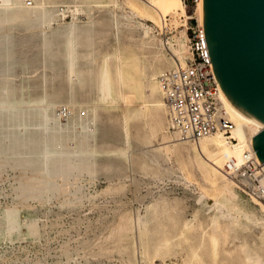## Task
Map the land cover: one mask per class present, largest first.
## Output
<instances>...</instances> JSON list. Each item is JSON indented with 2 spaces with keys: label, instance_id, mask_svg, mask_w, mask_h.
I'll list each match as a JSON object with an SVG mask.
<instances>
[{
  "label": "rangeland",
  "instance_id": "1",
  "mask_svg": "<svg viewBox=\"0 0 264 264\" xmlns=\"http://www.w3.org/2000/svg\"><path fill=\"white\" fill-rule=\"evenodd\" d=\"M149 1L0 6V264H264L262 206L181 139L168 107L151 105L165 104L159 76L174 68L184 28ZM120 60L135 104L127 123L121 106H98L107 68L121 101Z\"/></svg>",
  "mask_w": 264,
  "mask_h": 264
},
{
  "label": "built area",
  "instance_id": "2",
  "mask_svg": "<svg viewBox=\"0 0 264 264\" xmlns=\"http://www.w3.org/2000/svg\"><path fill=\"white\" fill-rule=\"evenodd\" d=\"M182 2L191 17L185 27L191 58L186 66H176L159 76L171 125L183 141L199 143L206 137L222 135L235 149V124L223 104L222 90L211 67L204 24L198 16L203 0ZM224 172L248 196L264 203V163L253 148L241 147L238 155L226 153Z\"/></svg>",
  "mask_w": 264,
  "mask_h": 264
},
{
  "label": "water",
  "instance_id": "3",
  "mask_svg": "<svg viewBox=\"0 0 264 264\" xmlns=\"http://www.w3.org/2000/svg\"><path fill=\"white\" fill-rule=\"evenodd\" d=\"M212 70L227 99L264 128V0H203ZM264 163V130L253 139Z\"/></svg>",
  "mask_w": 264,
  "mask_h": 264
},
{
  "label": "bare ground",
  "instance_id": "4",
  "mask_svg": "<svg viewBox=\"0 0 264 264\" xmlns=\"http://www.w3.org/2000/svg\"><path fill=\"white\" fill-rule=\"evenodd\" d=\"M149 4H150V6L152 7V8H154V10L160 15V18H162L163 20H165L166 18H168V17H170L173 21H174V26H176L177 28L179 27V25H181V27H183L184 29H183V31L181 32V38L183 39V43H182V45H181V49L179 50V51H177V54H176V63L174 64V67H176V66H186L187 65V63H188V61H189V59L191 58V53H190V50H189V46H188V36H187V33H186V24H187V20H189V19H191V17L189 16V14L187 13V11H186V9H185V6H184V4H183V2H182V0H150L149 1ZM11 6V7H13L14 6V3H12V0L11 1H4V0H2L1 1V3H0V6ZM27 5V4H26ZM25 8H26V11H27V8H28V5L27 6H24ZM31 7V6H30ZM7 8V7H6ZM17 8V7H16ZM137 8V7H136ZM10 9V8H9ZM8 9V10H9ZM22 9V8H21ZM3 10V9H2ZM7 10V9H6ZM141 9H137V11H139L140 12V14L143 16L144 15V13H146L145 11L143 12V11H140ZM23 11V10H22ZM1 12V11H0ZM3 12V11H2ZM4 12H6V11H4ZM24 12V11H23ZM138 12V13H139ZM155 12V13H156ZM12 13V12H11ZM137 13V12H136ZM10 14V13H9ZM147 14V13H146ZM3 15H4V13H3ZM149 15V14H148ZM0 16H1V14H0ZM157 16V15H156ZM198 16H199V19H200V21H201V23H203L204 24V8H203V3H201L200 5H199V7H198ZM145 16H143V18H144ZM149 17V16H148ZM147 17V18H148ZM153 17V16H152ZM6 18H8V17H6ZM179 18H180V20H179ZM11 19V18H10ZM149 19V18H148ZM158 19V18H157ZM9 20V19H8ZM151 20V19H150ZM149 20V21H150ZM153 20V19H152ZM4 21H5V19H4ZM159 21V20H158ZM163 22V21H162ZM12 23V22H11ZM158 23V22H157ZM11 25V24H10ZM17 25V24H16ZM159 25V24H158ZM161 25V24H160ZM14 26H12V28H13ZM8 28H10L9 26H8ZM71 28V27H70ZM74 28V27H73ZM11 29V28H10ZM7 30H9V29H7ZM12 30V29H11ZM11 30H9V31H11ZM76 30V29H75ZM2 31V30H1ZM6 31V30H5ZM70 31H72L71 29H70ZM4 33V32H3ZM12 33H13V31H12ZM72 33V32H71ZM1 35V34H0ZM5 34H3L2 36H4ZM7 35H9L8 33H7ZM73 35V34H72ZM14 36H16L15 35V33H14ZM14 36H12V37H14ZM8 37H11V36H8ZM11 37V38H12ZM74 37H76V36H74ZM73 37V38H74ZM21 38V37H20ZM1 39V38H0ZM2 39H4V38H2ZM7 39V38H6ZM30 39H32V36H31V38ZM23 40H28V39H23ZM23 40L21 41V42H23ZM34 40V38L32 39V41ZM69 40V39H68ZM1 41V40H0ZM8 41V40H7ZM6 41V42H7ZM11 41V40H10ZM18 41H20V40H18ZM17 41V42H18ZM51 41V40H50ZM6 42H2V43H6ZM24 42H28V41H24ZM1 43V44H2ZM16 43V42H15ZM20 43V42H19ZM31 43V42H30ZM0 44V45H1ZM11 44H13V43H11ZM27 44V43H26ZM32 44V43H31ZM48 44H49V42H48ZM51 44V43H50ZM68 44V43H67ZM4 46L6 45V44H3ZM15 45V44H14ZM2 46V45H1ZM4 46H2V47H4ZM12 46V45H11ZM21 46V45H20ZM20 46H17L18 47V50H19V47ZM69 46V45H68ZM2 47H0V48H2ZM13 47V46H12ZM15 48V50H16V46H14ZM24 47V46H23ZM23 47H22V50H23ZM70 47V46H69ZM74 47V46H73ZM21 48V47H20ZM8 49V48H7ZM13 49V48H12ZM71 49V48H70ZM2 49H0V52H2L1 51ZM11 50V49H10ZM18 50H17V52H18ZM54 50V49H53ZM12 51V50H11ZM11 51H9L10 53H12ZM19 51H21V50H19ZM48 51V50H47ZM47 51H46V53H47ZM74 51V50H73ZM5 53H7L6 52V50L4 51ZM16 52V51H15ZM23 52V51H22ZM49 52V51H48ZM53 52V51H52ZM4 53V54H5ZM8 54V53H7ZM17 54H19V53H16L15 54V56L14 57H16V55ZM22 54V53H21ZM50 54H52V53H50ZM54 54V53H53ZM69 54V53H68ZM2 55V54H1ZM73 55H74V52H73ZM73 55H71L70 57H71V59H72V62H70V63H72V72H73V66H74V60H73ZM6 56V55H5ZM18 56V55H17ZM23 56V55H22ZM44 56V55H43ZM53 56V55H52ZM56 56V55H55ZM8 57V56H7ZM11 57V56H10ZM46 57V56H45ZM2 58V57H1ZM4 58V57H3ZM18 58V57H17ZM20 58V57H19ZM23 58V57H22ZM48 58V57H47ZM68 58V57H67ZM75 58V57H74ZM70 59V60H71ZM23 60V59H22ZM48 60H49V58H48ZM16 59H15V63H16ZM18 61H21V59L20 60H18ZM45 61V60H44ZM11 62H13L12 60H11ZM46 63H48L47 61H45ZM50 62H52V60L50 61ZM54 62V61H53ZM1 63H3L2 61H1ZM0 63V64H1ZM4 63H5V61H4ZM18 63V66L20 65L19 64V62H17ZM23 63V62H22ZM7 64V63H6ZM9 64V63H8ZM14 64V63H13ZM49 64V63H48ZM47 64V65H48ZM53 65V64H52ZM1 66V65H0ZM4 66V65H3ZM13 66V65H12ZM44 66H46L45 64H44ZM14 67V66H13ZM13 67H11V68H13ZM48 67V66H47ZM107 67V66H106ZM1 68V67H0ZM18 68V67H17ZM7 69H8V66H7ZM19 69V68H18ZM17 69V70H18ZM48 69V68H47ZM1 70H3V69H0V71ZM10 70V69H9ZM12 70V69H11ZM8 71V70H7ZM105 72H104V90H103V96H104V98H105V103L106 104H103V105H98V106H100V107H107V106H116V107H118V106H121L122 108H123V120H124V122L125 123H127V114H128V109L130 108V107H133V106H135V104H132V103H130L129 101H128V96H127V92H126V90H125V79H124V69H123V65L121 64V60L119 61V66H118V79H119V84H120V88H121V91H120V96H121V101H120V103H117L116 101H114L113 100V81H112V77H111V72L109 71V68H107L106 70H104ZM15 72V71H14ZM9 73V72H8ZM7 73V74H8ZM13 73V72H12ZM11 74V73H10ZM6 75V74H5ZM2 76H4V75H2ZM13 76V75H12ZM11 76V77H12ZM16 76V75H15ZM14 76V77H15ZM1 77V76H0ZM8 77V76H7ZM10 77V76H9ZM10 77V78H11ZM2 78V77H1ZM4 78V77H3ZM13 78V77H12ZM9 83V82H8ZM2 84V83H1ZM11 85V84H10ZM158 85H159V89H160V91H161V93H162V95H163V97H164V94H163V91H162V89H161V86H160V84H159V82H158ZM13 86V85H12ZM11 86V87H12ZM15 87V86H14ZM15 89H17V87L15 88ZM15 94V93H14ZM17 94V93H16ZM18 94H20V93H18ZM11 95H12V92H11ZM18 96V95H17ZM16 96V97H17ZM10 97V96H9ZM22 97V96H21ZM13 100L15 99V103H16V98H15V95H14V98L13 97H11ZM18 98V97H17ZM12 99H11V101H12ZM19 99V98H18ZM21 100H23L22 98H21ZM20 100V101H21ZM18 101V100H17ZM222 101H223V104H224V106L226 107V110L228 111V114H229V117H230V119H231V121L235 124V129H234V131H233V136H234V138L238 141V145H236V148L235 149H232L231 147H229V144L227 143V141L224 139V137L222 136V135H215V136H211V137H206V138H204V139H202L199 143H197L196 145H198V151L200 152V155H202L205 159H206V161H208V163L217 171V172H219L220 171V173L222 174L223 173V175L225 176V177H227V178H229V179H231L225 172H224V156H225V154L226 153H234V154H239L240 152H241V147H250L251 149L253 148V139L256 137V136H258V134H260V132H262L263 130H264V128H262V129H259L258 127H256L254 124H252L228 99H227V97L225 96V94H224V92H223V90H222ZM46 102L48 103V101L46 100ZM35 104H37V103H35ZM34 104V105H35ZM49 104H51V103H49ZM38 105H39V103H38ZM44 105V104H43ZM152 106H154V107H160V106H166L167 107V105H166V102H165V104H162V103H153V104H151ZM34 107H36V106H34ZM33 107V108H34ZM49 107H50V105H49ZM48 106H46L45 108L46 109H48L49 108ZM10 108H12V107H10ZM30 108V107H29ZM41 108V107H40ZM52 108H53V106H52ZM13 109V108H12ZM16 109V108H15ZM31 110H32V108H30ZM36 109V108H35ZM4 111V110H3ZM8 112H10V111H8ZM18 112V111H17ZM42 112V111H41ZM12 113V112H11ZM50 113V112H49ZM53 113V111H51V114ZM17 114V113H16ZM5 115V114H4ZM11 115V114H10ZM18 115H19V113H18ZM41 115H42V113H41ZM48 115V114H47ZM1 116H2V112H1ZM7 116V115H6ZM43 116V115H42ZM10 117V116H9ZM8 117V118H9ZM17 117V116H16ZM49 117V116H48ZM5 118V117H4ZM14 118V117H13ZM52 118V117H51ZM103 120V119H102ZM100 122H101V120H100ZM103 122V121H102ZM54 123V122H53ZM103 124H105V122L103 123ZM107 125V124H106ZM43 126H44V123H43ZM55 126V125H54ZM61 126V125H60ZM98 126H100V125H98ZM104 125H102V127H103ZM57 127V126H56ZM105 127V126H104ZM108 127V126H107ZM107 127H105V128H107ZM111 127V129H112V126H110ZM110 127H108V129L110 128ZM48 129V128H47ZM100 130H101V128H99ZM98 129V130H99ZM107 129V130H108ZM127 129H128V127L126 126L125 127V131H126V144H129V135H128V132H127ZM55 130V129H54ZM99 130V131H100ZM103 130H104V128H103ZM44 131V130H43ZM102 131V130H101ZM112 131V130H111ZM47 132V131H46ZM49 132V131H48ZM52 132H53V130H52ZM107 132V131H106ZM113 132V131H112ZM99 133V132H98ZM97 133V134H98ZM105 133V132H104ZM111 133V132H110ZM115 133V132H114ZM111 134H113V133H111ZM30 135V134H29ZM44 135V134H43ZM101 135H103V133L101 134ZM106 135V134H105ZM104 135V136H105ZM1 136H3V135H1ZM44 136H47V135H44ZM95 136H96V134H95ZM99 137V136H98ZM12 138V137H11ZM7 139H8V137H7ZM3 140V141H8V140ZM10 139V138H9ZM13 139H15V137H13L12 139H10V140H13ZM99 139V138H98ZM2 140V139H1ZM16 140H17V138H16ZM18 140L20 141V139L18 138ZM17 140V141H18ZM50 140V139H49ZM102 140V139H101ZM2 141V142H3ZM15 140H13V141H11V142H14ZM23 141V140H22ZM21 141V142H22ZM25 142V141H24ZM211 142H213L214 144H216L218 147H220L221 149V151H219V149H218V151L219 152H217L216 150L214 151V149L212 150L211 149V147H210V143ZM6 143V142H5ZM5 143H1V144H5ZM7 143H9V142H7ZM50 143H51V140H50ZM212 143V144H213ZM0 144V145H1ZM12 144V143H11ZM17 144H18V146H19V142H16V146H17ZM8 145H10V144H8ZM15 145V144H14ZM195 145V144H194ZM13 146V145H12ZM24 146H25V144H24ZM214 146V145H213ZM7 147V146H6ZM5 147V148H6ZM14 147V146H13ZM20 147V146H19ZM18 147V148H19ZM1 148V147H0ZM8 148V147H7ZM212 148H214V147H212ZM2 149H4V147H2ZM1 149V150H2ZM20 149V148H19ZM5 150V149H4ZM8 150H10V149H8ZM12 150H15V148L13 149L12 148ZM17 150V149H16ZM46 150H48V149H46ZM3 151V150H2ZM21 151L22 150H20V153H21ZM15 152V151H14ZM47 152H49V151H47ZM46 152V153H47ZM15 153H17V151L15 152ZM19 153V155H21ZM45 153V152H44ZM50 153V152H49ZM33 154H36V153H33ZM25 155V154H24ZM28 155V154H27ZM26 155V156H27ZM51 155V154H50ZM49 155V156H50ZM221 155V156H220ZM17 156V155H16ZM23 156V155H22ZM25 156V157H26ZM31 157H32V155H30ZM37 156H38V154H37ZM220 156V157H219ZM18 157V156H17ZM28 157V156H27ZM36 157V156H35ZM40 157V156H39ZM44 157V156H43ZM51 157V156H50ZM36 158H38V157H36ZM18 159V158H17ZM16 159V160H17ZM26 159V158H25ZM32 158H30V160H31ZM48 159V158H47ZM23 160V159H22ZM33 160V159H32ZM59 160H61V159H59ZM63 160H65V159H63ZM28 161V160H27ZM50 161H52V160H50ZM55 161V160H54ZM68 161V160H67ZM16 162V161H15ZM19 164H20V162L19 161H17ZM29 162V161H28ZM27 162V163H28ZM30 162H32V161H30ZM33 162H34V160H33ZM38 162H40V160L38 161ZM41 162H43V164H44V162L45 161H41ZM40 162V163H41ZM49 162V161H48ZM69 162H70V160H69ZM13 163V162H12ZM24 165H25V163L24 162H22ZM27 163H26V165H27ZM37 163V162H36ZM39 163V164H40ZM56 163V162H55ZM58 163V162H57ZM64 163V162H63ZM11 164V163H10ZM23 164H20V165H23ZM32 164V163H31ZM59 164V163H58ZM23 165V166H24ZM29 165V164H28ZM47 165H49V163L47 164ZM57 165V164H56ZM55 165V166H56ZM52 166V165H51ZM30 167V166H29ZM39 165H38V167H36V168H38L39 169ZM43 167H44V165H43ZM48 167V166H47ZM68 167V166H67ZM73 167V166H72ZM72 167H69V168H72ZM211 167V168H212ZM17 168V167H16ZM21 169H23V168H25V166L22 168V167H20ZM31 168V167H30ZM29 168V172H31L30 170H32V169H30ZM36 168H34V169H36ZM42 168V167H41ZM58 168V167H57ZM60 168H61V166H60ZM20 169V170H21ZM50 169H52V168H50ZM55 169V168H54ZM65 169V168H64ZM76 169V168H75ZM19 170V171H20ZM23 170H25L26 171V169H23ZM41 170V169H40ZM74 170V169H73ZM28 171V170H27ZM43 171H44V169H43ZM42 170H41V172H43ZM222 171V172H221ZM24 172V171H23ZM37 172V171H36ZM51 173H52V171H50ZM62 171L60 170V173H61ZM71 172V171H70ZM213 172V171H212ZM21 173V172H20ZM28 173V172H27ZM59 173V174H60ZM216 173V172H215ZM24 174H26V173H24ZM33 174V173H32ZM39 174V173H38ZM57 174H58V172H57ZM56 174V175H57ZM67 174V173H66ZM41 175H45V174H41ZM54 175V174H53ZM53 175H51L50 177L52 178V176ZM68 175H70V174H68ZM218 175V174H217ZM23 176V175H22ZM39 176V175H38ZM37 174H36V177H35V179H38L37 177ZM42 176V177H43ZM47 176V175H46ZM62 176H64V175H62ZM25 177V176H24ZM31 177V176H30ZM30 177H28V178H30ZM57 177H59V176H57ZM21 178V177H20ZM19 178V179H20ZM26 179H28L27 177H25ZM47 178V177H46ZM54 178V177H53ZM63 178V177H62ZM65 178V177H64ZM22 179V178H21ZM24 179V178H23ZM42 179V178H41ZM56 179V178H55ZM46 180V179H45ZM27 182L26 180H22V181H20V182ZM28 181H29V179H28ZM30 181H31V179H30ZM49 181V180H48ZM52 181V180H51ZM39 182V181H38ZM50 182V181H49ZM30 183V182H29ZM32 183V182H31ZM44 183V182H43ZM52 183H55V182H53L52 181ZM33 184V183H32ZM51 184V183H50ZM237 184V183H236ZM23 185H25V184H23ZM35 185V184H34ZM37 185V184H36ZM238 185V184H237ZM40 186H42V185H40ZM44 187V186H43ZM48 187H49V185H48ZM239 187V186H238ZM28 188H29V186H28ZM35 188V187H34ZM36 188H39V187H36ZM21 190H25V189H21ZM30 190H32V189H30ZM35 190V189H34ZM38 190V189H37ZM48 190V189H47ZM229 190V193H228V195H230L231 197H236V193H234L233 191H231L230 190V188L228 189ZM39 191H41V190H39ZM27 192V191H26ZM36 192V191H35ZM25 193V192H24ZM28 194H30V193H28ZM34 194V193H33ZM31 195H32V193H31ZM33 196V195H32ZM252 200H255L259 205H261L262 206V208L264 209V203L262 202V201H260V200H258V199H255V198H252ZM13 213V212H12ZM11 213V214H12ZM17 217V216H16ZM12 218V217H11ZM12 220H14V218L12 219ZM12 220H10L12 223H13V221ZM15 222V221H14ZM11 223V224H12Z\"/></svg>",
  "mask_w": 264,
  "mask_h": 264
}]
</instances>
